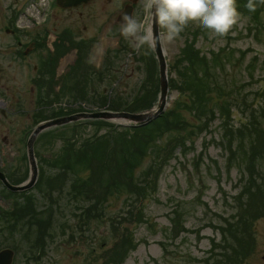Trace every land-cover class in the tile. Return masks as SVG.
<instances>
[{"label": "rangeland", "instance_id": "1", "mask_svg": "<svg viewBox=\"0 0 264 264\" xmlns=\"http://www.w3.org/2000/svg\"><path fill=\"white\" fill-rule=\"evenodd\" d=\"M122 1L108 4L107 0H90L68 11L58 9L54 0H0V100L17 111L14 116L3 117L0 106V166L13 181L30 175V160L22 149V132L31 130L40 119L23 116L28 113L23 109L38 107L35 91L29 90L26 81L32 68L39 61H46L49 54L45 45L39 43L34 52L21 53L32 40L46 36L49 22L58 31L68 29L76 33L82 42L81 60L88 54L85 62L91 61L100 69L96 73V69L87 67L80 77L76 71L85 67L83 60L79 61L76 71L63 77L66 87L63 85L53 96L54 109L68 105L86 112L117 111L135 98L141 82L147 79V66L140 58L146 46L137 49L134 41L118 33L121 24L116 17L124 8ZM247 2L242 3L244 8ZM246 10L238 9L239 22L226 36L213 34L210 38L208 30L191 22L180 38L164 45L171 88L168 105L159 118L175 111L170 119H186L187 132L168 131V124L162 122L160 129L152 128L155 139L144 136V143L135 142V133L128 139L124 132L125 128H135L129 120L101 119L120 125L121 132L115 134L118 143L126 146L120 157L133 159L137 155L133 150L143 143V155H137L132 166H122L123 172L141 185L142 193L130 192L124 185L108 189L103 182L96 183L97 191L85 189L84 181L91 175L90 152L82 155L79 151L82 162H73L74 168L67 167L64 157L67 158L65 146L69 138L76 143L75 150L86 148L87 141L95 139L91 143L100 146L97 151L102 155L104 152L107 160L105 150L111 132L108 126L94 124L76 129L67 123L38 132L33 151L39 178L26 191L32 201L23 194H9L0 182V203L14 208L16 201L21 209L18 219L9 218V225L0 222V249L15 248L13 264H104L113 252L112 258H117L118 264H223L230 259L236 263L240 258L235 253L236 237L247 240V225L252 232L248 238L250 253L244 257L241 254L243 259L236 264H264V154L252 153L255 142L259 138L264 140V4L257 6V19ZM134 13L141 15V2ZM16 28L17 33L12 32ZM188 39L196 40L195 49L212 59L210 69L219 84V90L213 94L216 106L226 104L230 109L224 118H220L218 111L206 128L193 118L191 107L185 109L190 99L193 101L191 92L177 88L180 82L183 86L191 83L188 63L180 55L190 43ZM106 52L109 61L104 56ZM150 53V63L152 67L155 64L159 77L154 50ZM214 53H219L218 60L213 59ZM158 86L152 80L146 87L150 95L147 105L135 104L128 113H140L155 105ZM227 131L233 133L232 159L224 144ZM181 133L185 147L172 152L167 161L154 169L159 150ZM147 139L151 142L145 143ZM108 151L110 156L114 149ZM114 160L115 157H109L105 163L110 166L107 173L111 170L114 174L117 169ZM58 173L62 182L54 185ZM116 174L118 183H124L125 175L120 171ZM248 183L256 186L255 193H246ZM94 191L98 197L91 200L87 193ZM106 191L109 192L103 196ZM137 202L141 206L137 207Z\"/></svg>", "mask_w": 264, "mask_h": 264}, {"label": "trees", "instance_id": "2", "mask_svg": "<svg viewBox=\"0 0 264 264\" xmlns=\"http://www.w3.org/2000/svg\"><path fill=\"white\" fill-rule=\"evenodd\" d=\"M193 32V31H192ZM194 33V32H193ZM188 41L190 42L191 39H188ZM195 44H196V40L192 39V42L188 43L187 45H185L184 48H182L181 51V59L185 60L188 63V69L190 70V72H188L189 74V78L191 79V83H189L188 85H184L183 82H180L179 86L177 85V88H182L183 90L187 89L189 92H191L192 94V99H190V104L188 103L187 105H185V109L188 107H191L190 111L193 114V118L196 119V121L200 124H202L204 126V128L208 127V124L210 121H212L213 118H215L217 116V112H220V118H224V116L228 115L230 113V109L226 106V104H224V106L217 107V103H215L216 98L213 97L214 91L215 90H219L218 86V81L215 77V75L213 76V72L211 69L212 66L209 65V62H211L210 60H212L211 58L207 57V56H203L201 55L200 51L198 49H195ZM213 59L214 60H218L219 59V53H214L213 54ZM211 68V69H210ZM213 82V83H212ZM150 96V95H149ZM148 96V97H149ZM148 97H145L144 99L138 101V103L136 105H141V106H145L148 103ZM152 105V104H151ZM194 106H196L195 108H192ZM135 106V105H133ZM132 106V107H133ZM150 106V105H149ZM130 107V109L132 108ZM175 112V111H174ZM173 111H169L168 114H165L163 116H161L160 118L154 120L153 122H151L150 124L146 125L145 127H135L134 129H128L125 128L127 133V137L128 139H130L133 135L132 134H136L134 137V141L135 142H143L144 143V136H147L148 138L151 139V137H154L153 139H155V136L152 134V128L156 127L160 129V126L163 123H167L168 126V131H173L176 130V132H187V129L189 127V123L186 119H183L181 117H173L170 119V117L173 115L174 113ZM226 113V114H225ZM256 120V119H254ZM88 123H86L87 125ZM90 125H102V126H108L109 130L111 132H109L108 134V138L107 139V144H108V148H106L105 153L106 156L109 158H113L115 157V164L117 165V169L114 171V174L117 176L116 171H120L125 175V181L124 183H118L119 178L116 177L112 172L113 171H109V173H107L108 168L110 167L107 163V160H104V152L103 155L99 154L97 151V148H99L100 146H97L94 143H91L94 140H88L86 145V148H79V150H75L76 147V143L71 142L70 140H72L71 138H69V143L65 146V150L67 152H65L66 157L65 161H67L68 163L66 164L67 167H75V163L73 162H82L80 159V155H79V151L82 153V155H86L87 152H90V177L88 180L84 181V186L85 189H88V191H92L93 189H95V191H97L96 189V183H104L108 185V189H111V186H117V185H123L125 186V188L129 189L130 192H133L135 194H140L143 192V188L141 187L140 184L136 183L134 181V179L132 178V176H129L128 174H125L123 172L122 166L124 167V165L126 166V168H128V164H130V166H132V164L137 161L135 159V157L137 155L141 156L143 155L144 152V147H143V143L140 144V146L138 148H135V150H133V154H137L133 159H128L123 157H120L119 154L121 152V150H126V146H124L121 143H118L117 137H116V132H121L118 130V127L115 128L113 124H109V123H105L102 120H98V121H92L89 123ZM223 125H225V123H223ZM128 129V130H127ZM134 130V131H133ZM184 133H181L180 136H175L174 138L170 139L168 141V144L163 147L162 149L159 150L158 152V156L156 158V160L154 161L153 166L154 169H156L157 165H162L165 161H167V159L170 157L172 152H175L178 148H180L181 146L185 147V141H182L183 138H185V136L183 135ZM187 134V133H186ZM138 136V137H137ZM150 139L145 140V143L151 142ZM151 139V140H153ZM227 145H226V142ZM225 149L230 151V158L232 159L233 157V150H232V144H233V133L232 131H227V134L225 135ZM129 142L131 143L132 140H129ZM227 146V147H226ZM255 147H253L252 149V153L254 154V156H259V155H263L264 154V140L259 138L257 140V142H255L254 144ZM129 148V147H128ZM112 150L114 149L113 153L109 156V151L108 150ZM75 150V152H74ZM99 155H98V154ZM127 156H129L127 154V151L125 153ZM141 154V155H140ZM102 155V156H100ZM70 156V159L68 160V157ZM122 159H127V160H121ZM130 158V156H129ZM85 160V158H84ZM253 160V158H252ZM251 160V161H252ZM112 162V159H111ZM112 163H110L111 165ZM95 165V167H94ZM107 173V174H106ZM151 177H153L152 175H150ZM57 178H61V174L58 173L57 174ZM95 179H97V181H95ZM94 183H92V182ZM62 181H59V183H61ZM106 185V186H107ZM250 183H248L246 185V193L247 192H256V186L255 185H251L249 186ZM104 187V186H103ZM95 191L93 193H87V197L89 199H93L95 197H98V195H96ZM107 192H103L102 195L105 196V194H107ZM254 210L253 207H250L249 210ZM89 212V211H88ZM253 218V217H252ZM246 229V233L245 236L247 238V240L245 238L239 239L236 235H234L237 239L236 242H238L237 246L235 247V250H237L235 253L237 255H239L240 258L236 259V263H240L241 260L243 259L244 256L249 255L250 253V246H249V242L250 240L248 238H250L249 236L252 235V232L249 229V226L247 225L245 227ZM245 239V240H244ZM122 245V243L120 244ZM119 245V247H120ZM119 247H116V249H118ZM114 253V252H113ZM112 253V254H113ZM112 254L109 253L107 256V259L105 260V264H118L117 263V258H112ZM241 254L243 255V257H241ZM231 261V262H230ZM234 262V260L230 259L229 261H225L223 262V264H236Z\"/></svg>", "mask_w": 264, "mask_h": 264}, {"label": "clouds", "instance_id": "3", "mask_svg": "<svg viewBox=\"0 0 264 264\" xmlns=\"http://www.w3.org/2000/svg\"><path fill=\"white\" fill-rule=\"evenodd\" d=\"M141 15L124 14L121 35L135 42L137 49L149 50L180 38L191 22L199 23L212 35L226 36L239 22L237 0H140ZM264 0H248L250 12ZM158 29V30H154Z\"/></svg>", "mask_w": 264, "mask_h": 264}, {"label": "flooded vegetation", "instance_id": "4", "mask_svg": "<svg viewBox=\"0 0 264 264\" xmlns=\"http://www.w3.org/2000/svg\"><path fill=\"white\" fill-rule=\"evenodd\" d=\"M90 0H88L89 2ZM108 4L112 3L113 0H107ZM88 2L81 4L78 7H72V8H66L64 10H76L78 8H80L81 6L86 5ZM140 2V0H123L121 2L122 6L124 5V8L120 11V13L124 10L128 5L132 6V12L131 14H133L136 10V7L138 5V3ZM58 9H60V7H58ZM119 9H117L116 12H118ZM117 14V13H115ZM51 18V17H50ZM48 19L49 21L51 19ZM116 21L117 23L121 24L119 21V18L116 17ZM49 27L47 29V32H51L50 35V40H48L45 44H43V46L45 45L44 49H47L48 54V59H46L45 62V66L40 70L37 71L36 69H33V72H31L30 77L28 78V81H26L27 83V87L29 88V90L31 91H35V100L37 101V103H43L46 104L48 103L51 99H52V94L50 93L49 90L52 89V87H55L56 89L61 88L66 86L65 81L63 80V77L65 78L66 76L69 75V73L71 72V70H73L74 68H76L77 66H79V61H80V55H81V51L83 50L82 48V42L79 39V37L72 31L65 29L62 31H58L56 27H53L50 25L49 22ZM120 28L121 26H119V30L118 33H120ZM18 29H14L13 32L17 33ZM46 32V33H47ZM44 41V40H43ZM42 41V42H43ZM19 45H21V41H18ZM32 43V49L27 50L29 47H27L26 49H24V51L27 52V54L34 52L33 48L40 42H36L35 40L31 41ZM42 46V43L40 44ZM76 49L77 50V61L73 66H69L66 67L64 70L60 69L58 70V66L56 65V70H55V75L53 76V61L56 63H59L62 60V57L69 53L72 52V50ZM38 64H41V62L39 61ZM31 71V70H30ZM1 69H0V74H1ZM38 77V78H37ZM37 78V79H36ZM0 83H1V79H0ZM2 100V101H1ZM0 100V106L2 107V114L3 117H10V116H14L17 111L16 108L14 106H11L10 103H8L7 101H5L4 99ZM39 107V104H37ZM38 107H33L30 110H24L23 111H28V113L26 115H23L24 117H36V115L38 114ZM20 112V110H19ZM20 114H22V112H20ZM22 117V115H21Z\"/></svg>", "mask_w": 264, "mask_h": 264}, {"label": "water", "instance_id": "5", "mask_svg": "<svg viewBox=\"0 0 264 264\" xmlns=\"http://www.w3.org/2000/svg\"><path fill=\"white\" fill-rule=\"evenodd\" d=\"M83 1H87V0H59V3L63 7H69L72 5H78ZM134 1H136V0H134ZM131 12H132V6L128 5L126 7L125 11L120 15L119 20L120 21L122 20V17L124 14L131 15ZM154 30H158V29H154ZM154 49H155L157 56H158L159 65H160V74H161V80H160L161 93H160V99H159L157 108L150 109V110L145 111L143 113H132V114L127 113V112H111V111H102V112H94V113H80V114L73 115L71 117H63V118H59V119H55V120H51V121L41 123L38 126V128L36 129L35 133L33 134V136L31 137V140H30V156H31V165H32V176H31V179L29 180V182L25 185H22V186H13L6 181L4 174L1 172H0V177L13 190H25V189H28L34 185V183L36 181V177H37V166H36V163H35L34 158H33V151H32L33 142L35 140L36 134L46 127H50V126L57 125V124H62V123L69 122L72 120H77L80 118H110V119H112V118H125V119L131 121L132 125L140 126V125L147 124L150 121H152L153 119L157 118L161 113L164 112V110L167 107L169 82H168V75H167V60L165 57L164 47L163 46L161 47L158 45ZM13 255H14V253L12 250H9V249L3 250L0 253V264H11L12 260H13Z\"/></svg>", "mask_w": 264, "mask_h": 264}]
</instances>
